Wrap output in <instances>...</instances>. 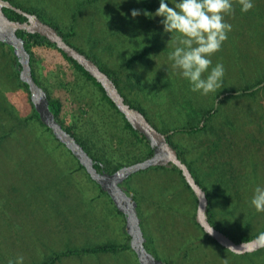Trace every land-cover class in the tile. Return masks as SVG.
<instances>
[{"label": "rangeland", "instance_id": "1", "mask_svg": "<svg viewBox=\"0 0 264 264\" xmlns=\"http://www.w3.org/2000/svg\"><path fill=\"white\" fill-rule=\"evenodd\" d=\"M9 1L55 26L117 76L126 97L145 110L156 128L189 129L191 106L200 112L192 119L201 124L212 109L207 129L176 132L171 138L197 169L223 232L236 239L264 232V212L250 204L255 188H264V0H252L247 13L232 0L233 12L225 16L232 30L211 57L212 66L225 68L223 87L208 95L193 92L172 68L168 56L175 34L165 32L164 18L155 16L159 0ZM165 2L173 7L178 0ZM132 10L140 15L133 17ZM147 47L145 56L127 64ZM33 50L42 85L52 97H64V124L112 161L145 155V142L126 127L123 115L92 80L58 51ZM20 71L12 50L0 41V133L7 126L25 125L13 140L0 144V264L17 256L24 257L23 264L43 263L65 251L126 244L131 238L126 217L70 149L31 118L30 91ZM257 83L255 90L240 95ZM9 110L16 118L7 119ZM131 186L147 247L167 264H264V247L235 253L208 237L197 221L198 199L176 171L149 167L134 175ZM53 264L141 263L133 249H125L61 256Z\"/></svg>", "mask_w": 264, "mask_h": 264}, {"label": "water", "instance_id": "2", "mask_svg": "<svg viewBox=\"0 0 264 264\" xmlns=\"http://www.w3.org/2000/svg\"><path fill=\"white\" fill-rule=\"evenodd\" d=\"M5 7L26 15L28 20L22 22L9 18L4 11ZM18 30L41 34L80 63L102 84L106 94L116 103L118 109L133 127L147 137L154 148L153 155L141 161L122 166L113 173L99 172L94 165L93 158L86 149L56 119L47 91L34 79L30 53L25 46V39L18 35ZM0 41L11 46L18 57L21 64V79L28 84L31 100L41 121L51 128L55 136L71 150L80 163L85 166L91 178L107 192L117 208L124 213L126 217L125 231L131 237L128 243L137 253L141 264H166V262L157 258L147 248L142 219L138 211V201L135 199L134 192L124 185V181L134 173L153 166L169 167L175 165L182 171L187 183L198 198L197 221L209 236L235 253L252 252L261 248L256 246V238L245 242H237L209 221L207 214L208 194L198 183L188 164L180 158L178 150L170 144L167 133L157 129L141 110L132 107L108 73L102 70L93 59L68 43L55 26L43 21L38 15L17 7L9 0H0Z\"/></svg>", "mask_w": 264, "mask_h": 264}, {"label": "clouds", "instance_id": "3", "mask_svg": "<svg viewBox=\"0 0 264 264\" xmlns=\"http://www.w3.org/2000/svg\"><path fill=\"white\" fill-rule=\"evenodd\" d=\"M237 2L244 13L254 7L252 0ZM232 12V0H178L173 7L159 0L155 16L164 18L165 32L175 34L174 50L168 59L172 68L189 81L193 92L208 95L223 87L225 68L222 63L212 66L211 57L221 50L232 30V25L225 22V16ZM131 15L136 17L140 12L132 10ZM250 204L256 212H264V188H255ZM256 246L264 247V232L256 237ZM23 261V256H17L9 259L8 264Z\"/></svg>", "mask_w": 264, "mask_h": 264}, {"label": "trees", "instance_id": "4", "mask_svg": "<svg viewBox=\"0 0 264 264\" xmlns=\"http://www.w3.org/2000/svg\"><path fill=\"white\" fill-rule=\"evenodd\" d=\"M4 11L6 12V14L8 15L9 18L13 19V20H17V21H27L28 18L26 15L12 9V8H8V7H5L4 8ZM60 32V31H59ZM61 33V32H60ZM64 38L67 40V35L66 34H63L61 33ZM18 35L23 37L25 39V46L28 50V52L30 53V62H31V66H32V72H33V76H34V79L36 80V82L40 85H42L40 79L38 78L37 76V73H36V69H35V62H36V59H37V54L36 52L33 50V47L36 46L38 47L39 49L40 48H50L51 51H58V53L61 55V57L63 58V60L67 61V62H71L75 65L76 68H78L79 70H81L83 72V74L90 80H92L99 88L100 90L102 91L103 93V97L104 99H106L111 106H113L121 115H123V118H124V121H125V124H126V127L129 128L133 134L138 138L140 139L141 141H144L145 144H146V152H145V155L144 156H137L136 160L134 159H128L127 157H123V160H120V161H112L108 158H105V154L104 153H100L99 150H93L86 141L82 140L81 137H79L77 135L76 132L73 131V129L67 125V124H64L62 122V115H63V100L60 98V97H52L51 94L47 91L48 93V97H49V100H50V103H51V106H52V109L56 115V119L63 125V127L68 131L70 132L75 138L76 140L78 141V143H80L84 149H86V151L90 154V156L93 158L94 160V165L95 167L98 169L99 172H109V173H113L115 171H117L118 169H120L122 166H125L126 164H130V163H135L137 161H141L143 159H146L148 157H150L151 155H153L154 153V148L151 146L149 140L147 139V137L143 134H141L137 129H135L133 127V125L128 121V119L125 117V115L118 109L116 103L106 94V91L104 89V87L102 86V84L96 80L95 77H93L80 63H78L74 58L68 56L62 49H60L55 43L51 42L50 40H48L46 37L42 36L41 34L39 33H31V32H27L26 30H18ZM70 43V42H68ZM6 44V43H5ZM71 44V43H70ZM7 45V44H6ZM72 45V44H71ZM9 46V45H8ZM10 49L12 50L13 54H14V57L17 61V65L18 66H21L19 60H18V57L15 55L13 49L11 46H9ZM78 49V48H77ZM149 47L146 48L145 51H143L142 53H139V54H135L129 61L127 64H131L134 60H137L139 57H142V56H145L147 54V52L149 51ZM80 50V49H78ZM81 52H83L82 50H80ZM84 53V52H83ZM53 54V53H52ZM87 55V54H86ZM88 56V55H87ZM90 57V56H88ZM91 58V57H90ZM93 59V58H91ZM100 67L102 70H104L106 73H108V75L113 79V81L116 83L117 87L119 88L120 92L123 94V96L125 97L126 101L132 106V107H135L139 110H141L147 117V113L145 112V110H143L141 107L139 106H136L134 104H132V102H130V100L126 97V95L124 94V92L122 91V89L120 88V85H119V80L117 78V76L113 75L109 70L105 69L103 66H101L97 60L93 59ZM22 80V79H21ZM22 82L24 83V85L27 87V89L29 90L28 88V84L25 83L23 80ZM260 83H257V84H254L253 86H250V87H246L244 89L243 92L240 93V95L242 94H245V93H249L251 92L252 90H255L256 87L259 85ZM31 104H32V107H33V115L31 116V118H37L41 123L42 125L45 127L46 130L50 131L51 135L62 145H65L64 143H62L56 136L55 134L53 133L52 129L47 127L40 119L39 117V114L38 112L36 111L35 109V106L31 100ZM195 112H199L194 106H191V109L188 111V113L190 114V119H189V123H188V128L187 129L186 127L184 128H180V129H176V128H157L159 129L160 131L164 132V133H167V138H168V141L170 142V144L175 147L177 150H178V153H179V156L180 158L186 162L188 164V166L190 167L192 173L194 174L196 180L198 181V183H200V185H202L203 187H205L204 185V182L202 181V179L200 178L199 174H197V169L195 167H193L189 162H187L186 159L183 158V149L177 145L176 143L173 142L172 140V135L175 134L176 132H190V133H197V132H200V131H203L205 129H207L208 127V124H207V121L210 120L213 116L212 114V109H209L205 114H203V120H205L206 122L201 124V122L199 121L196 122L195 119H192L194 117V113ZM200 113V112H199ZM15 117L14 113L12 111H8V117L7 119L9 118H12V117ZM16 118V117H15ZM18 118V117H17ZM148 118V117H147ZM30 119V118H29ZM152 123V122H151ZM153 124V123H152ZM154 125V124H153ZM22 126H25L23 125L22 122H20L19 124H15L13 126H7L4 128L3 132L0 133V144H3L4 140H7V139H11L13 140L19 129L22 128ZM155 126V125H154ZM8 130V128H10ZM26 132H28V130H26ZM25 128H23V137L26 139V135H25ZM71 151V150H70ZM74 155V154H73ZM80 162V161H79ZM80 167L83 168V169H86L85 166L83 164L80 163ZM151 169H157V170H165V171H176L178 174H180L181 178H182V181L184 182V185L187 189H189L195 196V198H197L195 192L193 191V189L191 188V186L187 183L182 171L175 165H173L172 169H168L169 167L167 166H155V167H150ZM215 168V167H214ZM149 169V168H148ZM221 177H224L223 175ZM129 181V179H127L125 181V183L127 184ZM100 186V185H99ZM101 188V186H100ZM101 191L104 192L105 194H107V192H105L102 188H101ZM111 198V197H110ZM209 198V196H208ZM135 199L138 201V196L135 192ZM198 199V198H197ZM113 201V200H112ZM114 203V202H113ZM115 204V203H114ZM116 206V205H115ZM116 209L120 212V214H123L116 206ZM138 211H139V204H138ZM208 219L209 221L216 227L218 228L219 230H222V228L220 227L219 223L214 219V211L213 209L210 208V204L208 205ZM140 215V213H139ZM125 216V215H124ZM199 224V223H198ZM200 225V224H199ZM201 226V225H200ZM202 227V226H201ZM203 229V228H202ZM204 230V229H203ZM223 231V230H222ZM206 233V232H205ZM207 234V233H206ZM208 235V234H207ZM209 238L213 239V240H216L214 239L213 237L209 236ZM232 239H234L235 241L239 242V241H243V240H250L252 239L253 237L252 236H243L241 239H236L235 237L233 236H230ZM129 241V240H128ZM217 241V240H216ZM147 246V244H146ZM148 248V247H147ZM125 249H132L130 244L127 242L126 244H116V243H104V244H100V245H96V246H92V247H87V248H83L81 250H73V251H65V252H62V253H59V254H56L53 258L49 259V260H46L45 262L43 263H29V264H53L56 260H58L61 256H66V255H77V254H87V253H99V252H118V251H121V250H125ZM166 262V261H165ZM167 264V262H166Z\"/></svg>", "mask_w": 264, "mask_h": 264}, {"label": "crops", "instance_id": "5", "mask_svg": "<svg viewBox=\"0 0 264 264\" xmlns=\"http://www.w3.org/2000/svg\"><path fill=\"white\" fill-rule=\"evenodd\" d=\"M65 61V60H64ZM67 62V61H66ZM53 63V62H52ZM67 63H69L70 64V62H67ZM44 89H45V87L43 86V85H41ZM47 89V88H46ZM45 89V90H46ZM48 91V90H47ZM56 97H60L62 100L64 99V97L62 96H56ZM64 104H65V101H63V106H64ZM136 174V173H135ZM135 174H133V175H131L129 178H127V179H129V181H128V183L127 184H125V181L127 180H125L124 181V185L129 189V190H131V191H133L134 192V194H135V189L133 190V188H132V186H131V179L134 177V175ZM105 201V200H104ZM107 202V201H106ZM107 204V203H106Z\"/></svg>", "mask_w": 264, "mask_h": 264}]
</instances>
